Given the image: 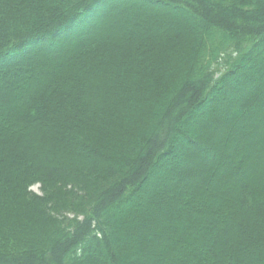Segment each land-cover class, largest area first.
<instances>
[{"label": "trees", "instance_id": "trees-1", "mask_svg": "<svg viewBox=\"0 0 264 264\" xmlns=\"http://www.w3.org/2000/svg\"><path fill=\"white\" fill-rule=\"evenodd\" d=\"M120 1L0 0V264H264V179L244 176L264 169V0H136L129 10L145 1L179 15L149 31L153 15L124 22ZM213 97L223 106L196 143L177 126L209 114ZM174 149L207 168L189 161L184 179L140 195ZM81 195L89 210L68 217ZM177 195L211 214L182 216ZM124 204L149 214L120 218V246L109 211Z\"/></svg>", "mask_w": 264, "mask_h": 264}, {"label": "rangeland", "instance_id": "rangeland-1", "mask_svg": "<svg viewBox=\"0 0 264 264\" xmlns=\"http://www.w3.org/2000/svg\"><path fill=\"white\" fill-rule=\"evenodd\" d=\"M109 2V1H108ZM111 3H107L108 5H106L107 7H110V4H112V1H110ZM124 2V3H123ZM137 1L136 0H122V1H120L118 4H120L122 7H121V9H122V11L121 12H124L125 11V15H124V13H122L124 16L121 18V19H123L124 20V22L125 21H128L127 20V13L128 12H132V13H134L135 11L136 12H140V14H141V12L142 13H148V14H150V15H153V21H149V20H147L145 23H143L142 24V26L145 28V29H147L148 31L150 30V29H154V28H156L155 27V24L154 23H156L157 22V20L158 19H162L163 17H164V15L165 14H167V16H169V18H171V19H173L174 21L171 23V25H169L168 26V29H173L175 26H176V22L177 21H179L178 20V17H179V15H178V13L176 12V10L174 9V8H168V7H165V6H163V5H157V4H150L149 2H145V1H141V3L142 4H140L139 5V7L138 8H136L135 6H133L132 8H131V10H129L128 8H129V5H135V3H136ZM114 4H116V3H114ZM127 12V13H126ZM164 13V14H163ZM93 15V14H92ZM142 15V14H141ZM95 16V15H94ZM99 16V14H97L96 16H95V19L96 18H99L98 17ZM142 17H144L143 15H142ZM95 19H94V21L92 22V24L91 25H94L95 23H96V21H95ZM97 20V19H96ZM101 21V19H99V22ZM109 22H110V20H108V18L104 21V23H108L109 24ZM116 22H120V20H118V19H116ZM123 22V21H122ZM122 22H120V24L122 23ZM98 23V22H97ZM95 24V26L97 27L98 26V24ZM177 23H179V22H177ZM125 24V23H124ZM124 24H122V26L124 25ZM120 27V26H119ZM86 28H88V26H86ZM107 31V30H106ZM137 31L138 30H134V32L135 33H137ZM96 33H98V31H96ZM101 33V32H100ZM109 33V31H107V32H104L103 34H105V35H107ZM160 33V32H159ZM98 35V34H97ZM71 39H74V37H71ZM71 45V44H70ZM56 47L58 48L59 47V44L57 45L56 44ZM259 56H261V55H259L258 54V56H257V58H259ZM51 62H49V64H50ZM239 75V74H238ZM248 76V75H247ZM239 77V76H238ZM243 79L245 78V77H242ZM240 79V78H239ZM239 81H241V79L239 80ZM159 84V83H158ZM239 82L237 83V84H233L232 86H236L237 88L239 87ZM257 87H259V88H257L256 89V92L261 88V85H256ZM234 88V87H233ZM224 89H225V87H224ZM226 90V89H225ZM142 91L143 90H140L139 92L141 93V94H148L149 93V91H146V89H145V91L142 93ZM141 97V96H140ZM211 97H212V95H211ZM243 97H245L244 95L242 96V98ZM141 98H146L145 96H142ZM13 100H12V98L10 99V103H7V105H6V107H9V105L11 104V102H12ZM216 102V99H214V97L213 98H210V101H209V104L208 105H210V104H214L213 105V107H211V109H210V112H209V114H206L207 112L206 111H198V113H193L192 115V117L191 118H189V121H187V122H183V123H181L180 125H178L177 126V130L179 131L180 130V132H185V131H190L191 132V134L193 135V137L195 138V142L197 141V142H203L202 141V139H205L207 136H206V132H208V131H205V132H201V130H200V127H199V125H200V123H206V120H208L209 122L210 121H213L212 120V117H209L210 116V114L212 113H214V112H216V111H219L220 109H221V107L223 106V104H221L220 102L217 104V103H215ZM144 103V102H143ZM232 106V105H231ZM220 107V108H219ZM239 108V107H238ZM206 112V113H205ZM237 116H240V115H237ZM239 121H241V118H239L238 120H236V121H234V123L232 124V123H230V126L232 127V128H235L236 127V123H239ZM252 134H250V138L252 139ZM197 137V138H196ZM250 141V140H249ZM253 141V140H252ZM178 142H181L182 143V141L178 138L176 141H175V143H178ZM196 142V143H197ZM241 144L242 143H239V144H237V145H239L240 147H243V146H241ZM244 145H245V143H244ZM184 149H180L179 151H177V149H174V154H176V159H175V163L174 164H172V162H170V161H168V160H162V162L160 163V166H159V168L155 171V173H152L151 174V176L149 177V179L147 180V182H146V185L145 186H143L140 190H139V193H140V195H144L146 192H149V191H151V190H153V186L155 185H158V184H161V183H163L162 181H168V182H166V183H168V184H170V183H172V182H174V181H176L177 179H176V175H179V177L180 178H178V179H184L185 178V174H182L181 172H183L182 170H183V168H184V166H185V163H188L189 161L191 162V163H194V165H199V164H202L201 162V160L200 159H194L193 157V155H194V152L193 151H190V152H187L188 150H186V151H184ZM200 156H201V154H199ZM202 157V156H201ZM189 159V160H188ZM259 161V165L261 166H264V158L262 157H259V159H258ZM225 162H227V161H225ZM257 162V163H258ZM254 163V162H253ZM251 163H247V166H249V167H251L252 165H250ZM200 166V165H199ZM261 166V167H262ZM201 167V169L202 168H207V166L205 165V164H203V165H201L200 166ZM170 170L169 172L167 171V170ZM263 169V168H262ZM238 174H236V179L238 178ZM244 176H246V177H259V176H262L263 177V179H264V169L263 170H261L260 172L259 171H249V169L248 170H246L245 171V173H244ZM168 177V178H167ZM166 178V179H165ZM195 185H192V186H188V190L190 191L189 193L190 194H194V193H198V192H200V193H202L203 194V196L205 197V198H208V197H214V196H216L217 195V193H212L209 189H207V188H204V187H201L200 189H199V187L198 186H195ZM41 185L39 184V183H35V184H33V185H31L30 187H29V191L30 192H32L33 194H35V195H38V196H41L42 195V193H41ZM232 192H233V190H231ZM94 192V191H93ZM93 192H92V194H93ZM222 193V191L219 193V195ZM85 195H81V197H82V199H81V201H79L80 202V205L78 206V207H76V209H75V211L73 212V214H71V215H67L68 217H70V218H76L77 220H81L82 219V217L85 215V213L89 210L88 208V201L91 199L90 197L88 198V195H87V197L86 198H83ZM168 197L169 196H167V197H164L160 202H161V206H160V209L161 208H164L165 207V202L164 201H166V200H168ZM173 197V198H172ZM216 197H218V196H216ZM169 198H171V199H174V200H177L178 199V202L180 203V207H181V209H182V216L183 215H186V216H189V217H191V216H193V213H196V216L198 215L199 217L201 216V213H204V214H207L206 213V209H205V206L203 205V204H201V205H196V204H191L190 206H188L187 205V200H185L184 198H182L181 197V195H177V196H171V197H169ZM229 195L227 196V195H225L224 194V199H225V201H229ZM156 199V198H155ZM128 205L127 204H124V205H122V207H114V208H112L111 209V211H109V215H111L110 216V218H109V220L110 221H112L113 222V227L111 228V230L115 233V237L117 238V239H120V246H121V244L122 243H126V239H128V237H126L127 235H128V233H126L124 236H123V233L121 232V235L119 234V228L118 227H116V223H119L118 221L120 220V218H124V216H126L125 218H124V222H131V223H136V222H138L137 224H139V222H142V219H141V216L144 214V215H147V214H149V211H146V212H142V213H139L138 211H140V209H141V206L140 205H138V204H135V206L132 208V214H127L128 213V208L129 207H127ZM170 209V208H169ZM185 212H186V214H185ZM199 212V213H198ZM211 212H212V210L210 211V213H208V214H211ZM198 213V214H197ZM142 214V215H141ZM207 214V215H208ZM182 219V217H179L178 218V220L177 221H174L175 222V224L178 226V229L182 226V223H181V220ZM173 222V221H172ZM173 222V223H174ZM133 223V224H134ZM128 225H130V224H128ZM179 230H181V229H179ZM117 235V236H116ZM171 239V238H170ZM171 241V240H170ZM170 241H166V240H162L161 239V243L163 244V246H166V245H170ZM161 244V245H162ZM160 245V246H161ZM119 246V247H120ZM141 248H133L132 249V251H134V254H135V256L137 257L138 255H137V253H141V250H140ZM160 249H161V247H160ZM103 250V249H102ZM176 250L178 251V252H181V253H183V254H185V255H187L188 254V249H186L183 245H179L177 248H176ZM114 251H116V249H114ZM156 254V253H155ZM185 259H183V258H180L178 255H177V257L175 256L174 258H173V263L174 264H181V262H182V260L184 261V260H187V257L185 256L184 257ZM128 263H131V261L130 262H128Z\"/></svg>", "mask_w": 264, "mask_h": 264}]
</instances>
